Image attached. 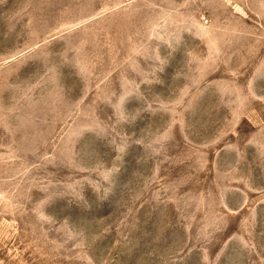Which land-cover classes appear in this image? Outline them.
I'll use <instances>...</instances> for the list:
<instances>
[{
	"label": "rangeland",
	"instance_id": "1",
	"mask_svg": "<svg viewBox=\"0 0 264 264\" xmlns=\"http://www.w3.org/2000/svg\"><path fill=\"white\" fill-rule=\"evenodd\" d=\"M0 264H264V0H0Z\"/></svg>",
	"mask_w": 264,
	"mask_h": 264
}]
</instances>
